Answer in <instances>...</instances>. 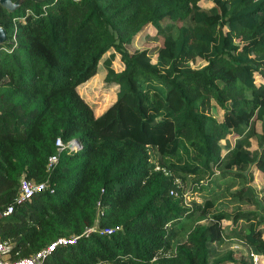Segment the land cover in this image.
Returning a JSON list of instances; mask_svg holds the SVG:
<instances>
[{
  "label": "trees",
  "instance_id": "1",
  "mask_svg": "<svg viewBox=\"0 0 264 264\" xmlns=\"http://www.w3.org/2000/svg\"><path fill=\"white\" fill-rule=\"evenodd\" d=\"M0 26V241L10 260L58 239L74 240L39 264H252L217 255L231 238L264 258V181L259 193L251 185L254 171L264 178V0H22L0 7ZM143 30L159 44L134 47ZM100 61L115 96L96 115L78 87ZM206 99L219 119L200 109ZM21 178L44 187L17 203ZM185 185L202 198L195 217Z\"/></svg>",
  "mask_w": 264,
  "mask_h": 264
},
{
  "label": "rangeland",
  "instance_id": "2",
  "mask_svg": "<svg viewBox=\"0 0 264 264\" xmlns=\"http://www.w3.org/2000/svg\"><path fill=\"white\" fill-rule=\"evenodd\" d=\"M206 4L207 2H202V5H206ZM175 22H177L178 24H181V23H184L185 20H181L179 22L176 20ZM151 34L152 33L147 32V30H143L140 33H138L135 36L134 41H133L134 47L138 49H142V48H153L157 46L159 44V39L158 37L153 36ZM152 60L154 61V56H152ZM118 63L119 62L116 57L114 61L111 63V65L114 69H118L119 68ZM189 64H191V67L195 68V67L202 65V62L200 60H194V61H191V63L189 62ZM104 72H105L104 68L100 61L97 74L93 76L92 78H90L89 80H87L84 84L78 87V91L80 95L83 97V99L87 103H89V105L93 109V112L96 115L100 111L105 109L107 106L112 104L114 101V96H115L114 94L115 88H113V86L111 85H107L103 81ZM190 98L195 99L196 101H199V98H196V93H190ZM199 103L201 104V105L199 104V106H201L200 109L205 110L208 114H210L211 116L217 119L220 118V115H221L220 109L216 106V104L211 99L202 100ZM254 126H255L256 132L260 133L261 132L260 123L255 122ZM251 142L253 145H255L254 138H251ZM150 153H151V161L155 164L156 155L152 151ZM263 181H264L263 175L259 173L258 171H254L251 185L253 186V188L255 189L257 193L260 192L261 187L263 186ZM175 182L177 183L178 186L179 185L182 186L179 180L175 179ZM187 188L188 187L186 185H185V188L183 186L184 190L181 193L182 203L184 206L188 207L190 211V215L192 217H195L198 207L201 205L202 198L196 192L189 193L187 191ZM175 191H176V188L173 187L168 190V193L170 195H176L177 192ZM230 208H231V205L226 207L227 210H229ZM243 208L252 209L251 207H248V206H244ZM200 222L205 223V221H200ZM215 250H216L217 255H221L225 253L226 251L242 252L243 254H247V255H249V252H251L244 243L234 238L225 239L220 245L215 246ZM258 264H264V258L258 257Z\"/></svg>",
  "mask_w": 264,
  "mask_h": 264
},
{
  "label": "built area",
  "instance_id": "3",
  "mask_svg": "<svg viewBox=\"0 0 264 264\" xmlns=\"http://www.w3.org/2000/svg\"><path fill=\"white\" fill-rule=\"evenodd\" d=\"M54 145L56 147V151H60L64 144L61 142L59 138H56L54 141ZM74 144L70 141L67 146L71 147ZM56 161V155H51L48 157V163L47 167L50 168ZM44 187L43 183H33L25 178H21L19 182V190L17 193V196L15 198V201L17 203L23 202L24 200L28 199L30 195L35 192L39 191ZM11 211V207L6 208V210L3 212V214H8ZM74 239H58L55 243L50 244L46 249L37 252L34 255L28 256V257H22L17 260H10L7 255V251L9 249V244L6 242L0 241V264H39L40 260L47 254H49L52 249L55 247V244H65L66 242H72ZM249 256L251 258L252 264H258V256L249 253Z\"/></svg>",
  "mask_w": 264,
  "mask_h": 264
},
{
  "label": "water",
  "instance_id": "4",
  "mask_svg": "<svg viewBox=\"0 0 264 264\" xmlns=\"http://www.w3.org/2000/svg\"><path fill=\"white\" fill-rule=\"evenodd\" d=\"M22 0H0V7L6 9L7 11H11L19 4L21 3ZM6 39V33L3 27L0 26V43ZM72 144H77L76 140L71 141Z\"/></svg>",
  "mask_w": 264,
  "mask_h": 264
}]
</instances>
